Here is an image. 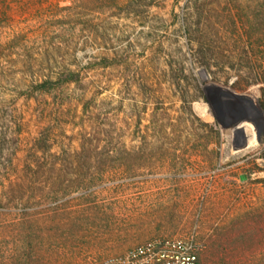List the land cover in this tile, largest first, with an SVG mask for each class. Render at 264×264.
<instances>
[{"label": "rangeland", "instance_id": "rangeland-1", "mask_svg": "<svg viewBox=\"0 0 264 264\" xmlns=\"http://www.w3.org/2000/svg\"><path fill=\"white\" fill-rule=\"evenodd\" d=\"M186 3L0 0V264H102L153 242L183 246L197 264H264V0ZM104 54L125 69L94 71L40 109L21 91L47 60ZM44 127L64 152L27 181ZM81 141L89 150L69 158ZM69 210L141 226L110 242L91 229L82 244L61 227ZM24 213L37 255L22 242L28 227L12 226Z\"/></svg>", "mask_w": 264, "mask_h": 264}, {"label": "trees", "instance_id": "trees-1", "mask_svg": "<svg viewBox=\"0 0 264 264\" xmlns=\"http://www.w3.org/2000/svg\"><path fill=\"white\" fill-rule=\"evenodd\" d=\"M189 2H192V0H187V3H186L187 6L189 5ZM10 42L11 41H9L8 44ZM49 62H50L49 60L46 61V64H48V66H46L47 73L40 75V76H36L31 81H27L28 83H26L24 87H21L22 92H27V93H24V95L27 94L25 98L28 100H33L36 103V107H38V109L41 108V103H43V101H45L47 97H50V96L56 97L57 94L63 93L64 90L70 88L71 86H75V85L78 86V85H81L84 81H90L91 79L90 74L94 71H98V70L109 71L111 69H117V70L125 69L124 62L120 61V56L119 57L118 55L110 56V54H104L101 56L91 55L89 60H87L84 65H81L82 61L80 62L75 61V63L73 64L53 63L52 65H49ZM39 97H41V99H39ZM43 108L44 107L42 106V111L45 110V109L43 110ZM87 108H88L87 105L83 104L82 112L85 113ZM51 132H52L51 127L41 128L38 134L36 135V137H34L32 141V146L30 147V150L33 151L32 153H33L34 159H30L26 157L24 161L26 168L29 170V172L26 173L27 181L30 178L32 177L35 178L36 176L42 173L43 168H44L42 161L44 160L45 155H48L51 158H58L60 157L59 152H62V151L64 152L63 149H54V145L50 141L51 136H52ZM88 150H89V145L85 143V141H81L77 148H73V149L70 148L68 150L69 154H71L69 158L71 159L77 158L79 161V158H83V154H85ZM63 165L64 164H62V166ZM52 167L50 166L49 169H51ZM46 180H45V184H47ZM78 180L77 182L80 183L81 186L88 184L86 183L87 180L83 178L80 181ZM16 182H18L16 184H21V183L25 184L24 183L25 180L24 178L22 179V177H20V179H18V181ZM42 182L44 181L43 180L40 181V184H42ZM65 182L72 183V184L75 183L71 181L70 182L66 181V179H65ZM95 209L96 207H91L90 209L88 208L85 212L86 213L88 212V214H90L89 211H92L93 213V210L96 211ZM85 212L82 210L71 212V210H69L66 215L67 216L65 219L66 221L61 226L62 229L66 233L74 236L73 239L77 238L81 240L82 244H87L86 243L87 238H85L86 236L83 233H90L91 229L103 228L105 233L102 236H105V238L107 239V242H110V241L116 240L114 238L115 234H120V233L125 234L127 231H129L130 228L134 229L135 227L141 226V224L131 223L129 225L127 223H122L118 221L116 222V221L109 219L108 217L104 220L103 223H99V224L86 223L79 216L81 215V213L84 214ZM26 215H27L26 213L20 215L22 217H19L18 221H16V223L13 224L12 226L15 228L16 227L17 228L18 227H26V228L28 227L26 230H28L31 234L23 238L22 242L26 243V245L31 248L30 250L33 252V255H37L42 247L41 242H40L41 238H38L36 236L38 232V228L36 227L37 222H35L34 216L32 215L26 216ZM44 220L49 221V223H53L55 221L52 216L48 217V219L47 218L43 219V221ZM44 223H47V222H44ZM80 232L83 236L79 235ZM77 234L78 236H76ZM97 238L92 239L90 237V240H89L90 243L92 242L94 244ZM67 240L69 241V239ZM19 243H21V240ZM234 244L235 242H233V245ZM40 261L41 260H37L36 264H42ZM198 261H199L198 256H196V264L198 263ZM10 264H13V263L10 262Z\"/></svg>", "mask_w": 264, "mask_h": 264}, {"label": "built area", "instance_id": "built-area-1", "mask_svg": "<svg viewBox=\"0 0 264 264\" xmlns=\"http://www.w3.org/2000/svg\"><path fill=\"white\" fill-rule=\"evenodd\" d=\"M102 264H196V255L180 245L153 242L110 257Z\"/></svg>", "mask_w": 264, "mask_h": 264}, {"label": "flooded vegetation", "instance_id": "flooded-vegetation-1", "mask_svg": "<svg viewBox=\"0 0 264 264\" xmlns=\"http://www.w3.org/2000/svg\"><path fill=\"white\" fill-rule=\"evenodd\" d=\"M213 105L216 109V114H217L219 121L223 125H225L227 128L233 127V122L225 119L224 114L222 112H220V110L218 109V106L214 102H213ZM263 123H264V118H263ZM262 128H263V126H261V127L257 126V128H256V130H257V141H259V139H260ZM242 136L244 137V144H245L247 139H246V135L244 134L243 131H242Z\"/></svg>", "mask_w": 264, "mask_h": 264}]
</instances>
